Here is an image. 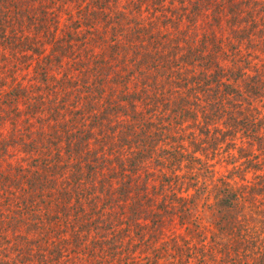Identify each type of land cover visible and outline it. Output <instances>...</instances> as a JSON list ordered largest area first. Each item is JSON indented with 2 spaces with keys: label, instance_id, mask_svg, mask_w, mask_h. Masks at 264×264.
Masks as SVG:
<instances>
[{
  "label": "trees",
  "instance_id": "obj_1",
  "mask_svg": "<svg viewBox=\"0 0 264 264\" xmlns=\"http://www.w3.org/2000/svg\"><path fill=\"white\" fill-rule=\"evenodd\" d=\"M0 264H264V0H0Z\"/></svg>",
  "mask_w": 264,
  "mask_h": 264
},
{
  "label": "rangeland",
  "instance_id": "obj_2",
  "mask_svg": "<svg viewBox=\"0 0 264 264\" xmlns=\"http://www.w3.org/2000/svg\"><path fill=\"white\" fill-rule=\"evenodd\" d=\"M231 169H232V167H226V166L222 165V166H218L216 170L219 174H225L227 171H229Z\"/></svg>",
  "mask_w": 264,
  "mask_h": 264
}]
</instances>
